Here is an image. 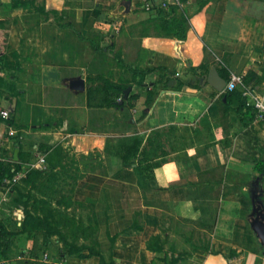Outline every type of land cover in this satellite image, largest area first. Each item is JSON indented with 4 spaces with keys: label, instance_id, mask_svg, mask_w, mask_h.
Instances as JSON below:
<instances>
[{
    "label": "crops",
    "instance_id": "1",
    "mask_svg": "<svg viewBox=\"0 0 264 264\" xmlns=\"http://www.w3.org/2000/svg\"><path fill=\"white\" fill-rule=\"evenodd\" d=\"M162 5L186 17L185 39L156 26ZM1 19L16 23L0 40V142L31 144L38 167L41 147L75 153L83 174L73 199L94 207L95 251L56 264H264L251 223L264 205L254 168L264 120L249 122L235 99L225 107L206 81L213 67L226 80L254 73L264 95V0H0ZM113 49L141 52L127 123L117 118L124 106L88 103L97 56ZM76 78L85 89L70 87ZM168 164L174 178L162 183ZM13 207L0 195V220Z\"/></svg>",
    "mask_w": 264,
    "mask_h": 264
},
{
    "label": "rangeland",
    "instance_id": "2",
    "mask_svg": "<svg viewBox=\"0 0 264 264\" xmlns=\"http://www.w3.org/2000/svg\"><path fill=\"white\" fill-rule=\"evenodd\" d=\"M42 19L43 17L38 18L39 21ZM18 22L20 23L19 20ZM15 23L16 20L13 19L0 23L2 42L8 41L11 26ZM13 30L21 36L19 24ZM111 54L97 56L99 64L93 73H90L87 81L89 105L106 107L107 111H112L111 108L115 107L109 106L106 102L113 91L105 92L104 89H100L104 81L98 80L99 74L107 75V79L110 80L114 74L120 73L118 82H126L131 81L128 78L129 74H133L137 69L140 72L139 66H143L142 63L138 66L134 62L136 58H140V51L126 49L123 52L113 49ZM126 61L133 64H127ZM132 105L129 98L124 105L123 115L121 117L117 115V118L127 123L126 118L130 117ZM112 115L114 114L109 112V116ZM7 139L0 142V195L12 202L15 207L10 208V211L4 210L7 216L0 221L15 235L4 232L0 227V261L6 264H56L60 260L67 261L63 259L62 253L66 255L72 251L80 254L86 248L94 252L98 242L94 207L89 200L73 199L76 182L83 174L75 153L61 144L41 147L45 152L43 156L46 163H42L43 167L40 168L33 165L30 160L35 156L34 149L30 150L31 144L27 145L16 138L11 145ZM34 162L36 163V160ZM2 166L5 167V171L1 169ZM8 168L16 171L13 178H9ZM37 169L45 170L39 175ZM26 210H29L34 218H28ZM17 213H20V216Z\"/></svg>",
    "mask_w": 264,
    "mask_h": 264
},
{
    "label": "trees",
    "instance_id": "3",
    "mask_svg": "<svg viewBox=\"0 0 264 264\" xmlns=\"http://www.w3.org/2000/svg\"><path fill=\"white\" fill-rule=\"evenodd\" d=\"M157 12H158V20L156 23V26L161 29L165 34L167 35H175L177 36L178 39H185L186 38V17L181 13L178 12L177 6L175 5H162L160 7H157ZM4 20L1 19L0 23L3 22ZM3 54L1 55L0 53V60H2ZM138 73V71L134 72V75ZM101 80L104 81V85L100 87V89H104L105 92L106 90H112L113 94L110 95V97L104 100L108 103L109 106H115V107H121L124 106L126 101L129 99V96L127 98H124V90L128 87L131 86L133 81H128L126 82H114L110 81L107 78L101 77ZM253 80H255L253 82ZM125 81V80H124ZM243 83L245 85H251L253 87H256L258 83V78L255 76V74H250L246 79L245 77L243 78ZM108 95V93L106 94ZM135 97V96H134ZM152 97L153 93L152 90L148 91L147 99H146V104L147 106H151L152 104ZM123 99L121 102L120 100ZM222 99L225 101V107L230 108L232 106V103L234 104V100L237 103V111L243 112L245 118H248V121L251 122L253 119H255L256 116V111L253 107L248 106L246 103V98L242 95V91L239 89L233 90V91H224L222 92ZM146 115V112H144L143 116ZM264 120V119H263ZM12 122V121H11ZM13 123V122H12ZM138 140L134 142V146L137 144ZM254 153L259 154V156L256 157L255 159V164L254 168L257 172L258 175V181L259 183L264 181V147L260 146L259 144V139L255 138L254 142ZM49 163V162H47ZM3 171H5V167H1ZM45 169H37V173L41 175ZM9 172V178H13L15 175L16 171H11L10 168L7 169ZM4 173V172H2ZM26 214L29 217L34 218L29 210H26ZM0 227L4 230V232L10 233L11 235H15L13 231H9L6 229L1 221H0ZM25 229V228H24ZM74 253L70 251V254Z\"/></svg>",
    "mask_w": 264,
    "mask_h": 264
},
{
    "label": "water",
    "instance_id": "4",
    "mask_svg": "<svg viewBox=\"0 0 264 264\" xmlns=\"http://www.w3.org/2000/svg\"><path fill=\"white\" fill-rule=\"evenodd\" d=\"M206 81L213 85L218 91H225V86L227 80L221 77L218 73L216 67H213L209 70L208 74L206 75ZM70 87L75 90H83L85 89V81L83 78H76L70 81ZM132 89V86H128L124 90V98L129 96V93ZM121 102L123 99L120 100ZM82 163L90 162V159H83L81 160ZM254 216L252 217L251 223L252 227L255 230L256 234L260 238L261 242L264 244V205L258 203L255 211Z\"/></svg>",
    "mask_w": 264,
    "mask_h": 264
},
{
    "label": "built area",
    "instance_id": "5",
    "mask_svg": "<svg viewBox=\"0 0 264 264\" xmlns=\"http://www.w3.org/2000/svg\"><path fill=\"white\" fill-rule=\"evenodd\" d=\"M243 75L240 74H233L226 82L225 91H233L238 89L239 85L242 84L243 87L241 89L242 95L246 98V103L248 106H251L256 111V116L260 119H264V95L256 88L251 85H245L243 83ZM1 115L3 117H8L9 113L6 110H1ZM10 134L15 135V129H10ZM40 165L39 167L42 168V163H46L45 158H40ZM0 264H6L5 262H1Z\"/></svg>",
    "mask_w": 264,
    "mask_h": 264
},
{
    "label": "clouds",
    "instance_id": "6",
    "mask_svg": "<svg viewBox=\"0 0 264 264\" xmlns=\"http://www.w3.org/2000/svg\"><path fill=\"white\" fill-rule=\"evenodd\" d=\"M172 167H173L172 164H168V165H165L163 169L157 170L158 179H160L162 183H166L167 180H171L174 178L173 174H171L170 172Z\"/></svg>",
    "mask_w": 264,
    "mask_h": 264
}]
</instances>
